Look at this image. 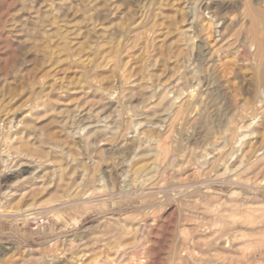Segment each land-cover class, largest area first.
<instances>
[{"label": "rangeland", "instance_id": "1", "mask_svg": "<svg viewBox=\"0 0 264 264\" xmlns=\"http://www.w3.org/2000/svg\"><path fill=\"white\" fill-rule=\"evenodd\" d=\"M0 264H264V0H0Z\"/></svg>", "mask_w": 264, "mask_h": 264}, {"label": "bare ground", "instance_id": "2", "mask_svg": "<svg viewBox=\"0 0 264 264\" xmlns=\"http://www.w3.org/2000/svg\"><path fill=\"white\" fill-rule=\"evenodd\" d=\"M253 46V45H252ZM254 51H255V48H253ZM254 70V69H253ZM257 73V72H256ZM220 84V83H219ZM256 95V94H255ZM12 121V120H11ZM11 123V122H10ZM228 143V142H227ZM8 150V149H7ZM11 157V156H10ZM18 157V156H17ZM24 163V162H23ZM7 164V163H6ZM35 164V163H34ZM11 171V170H10ZM25 171V170H22V172ZM33 172V171H32ZM43 172V171H42ZM19 173V172H18ZM9 175V174H8ZM51 176V175H50ZM50 179V178H49ZM8 187V186H7ZM56 192V191H55ZM10 193V192H8ZM240 207V206H239ZM19 213V212H18ZM31 214V213H30ZM27 216V215H26ZM25 218V217H24ZM27 220V219H26Z\"/></svg>", "mask_w": 264, "mask_h": 264}]
</instances>
